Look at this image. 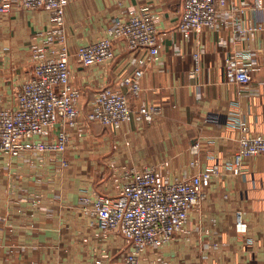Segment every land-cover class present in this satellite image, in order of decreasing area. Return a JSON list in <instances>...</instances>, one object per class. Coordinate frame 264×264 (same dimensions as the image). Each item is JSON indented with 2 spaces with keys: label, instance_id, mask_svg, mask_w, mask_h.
I'll list each match as a JSON object with an SVG mask.
<instances>
[{
  "label": "crops",
  "instance_id": "0c3cea01",
  "mask_svg": "<svg viewBox=\"0 0 264 264\" xmlns=\"http://www.w3.org/2000/svg\"><path fill=\"white\" fill-rule=\"evenodd\" d=\"M183 2L70 0L65 32L82 112L100 87L117 88L143 69L132 105L153 106L156 113L152 121L134 118L120 128L83 122L82 134L71 128L63 153L28 149L0 155V264H123L129 243L122 235L103 234L83 199L118 194L121 184L106 174L109 165L143 170L165 160L170 178L199 174L214 164L220 168L200 206L191 210L187 231L162 250L165 260L264 264V154L240 155L238 126L264 135V4L229 0L216 27L186 38L179 28ZM145 5L160 16L158 59L118 40L112 63L78 62L80 46L100 40L118 18L138 14ZM52 26L44 8L0 12V108L15 103L16 91L33 72V35ZM228 59L248 64L252 79L231 80ZM238 211L248 224L244 233L235 228ZM154 250H146L145 264Z\"/></svg>",
  "mask_w": 264,
  "mask_h": 264
},
{
  "label": "built area",
  "instance_id": "2783aa9c",
  "mask_svg": "<svg viewBox=\"0 0 264 264\" xmlns=\"http://www.w3.org/2000/svg\"><path fill=\"white\" fill-rule=\"evenodd\" d=\"M70 0H0V12L15 6L50 11L53 26L33 35L31 46L33 72L16 91L12 106L0 108V155L16 156L32 149L63 153L71 140V128L79 131L83 122H97L106 127L120 128L137 120L152 121L156 108L133 107L132 102L141 91L143 69L119 81L118 87H100L82 112L79 108L81 90L73 86L70 69L71 51L65 32V8ZM229 0H184L179 28L186 38L206 28H214L221 8ZM263 7V0H254ZM160 16L145 5L138 14L127 19L118 18L100 40L78 48L75 56L85 66L109 64L115 59V44L124 40L138 50L146 48L150 60L158 59ZM198 61V55H195ZM228 77L237 82L252 79L248 64L227 60ZM239 140L241 156L264 154V135L254 134L244 124ZM82 134L81 131L78 132ZM50 137H52L50 139ZM198 145H195V149ZM114 168L111 178L121 184L116 195L95 193L92 201L84 198L85 210L96 220L103 234L122 235L129 243L123 264H143L146 250L162 246L176 234L186 232L191 210L200 206L206 188L220 168L214 164L199 174L169 179L165 160L143 170ZM238 171V169H235ZM235 228L244 233L248 224L242 211L236 214ZM96 264H103L97 260Z\"/></svg>",
  "mask_w": 264,
  "mask_h": 264
},
{
  "label": "rangeland",
  "instance_id": "374dc122",
  "mask_svg": "<svg viewBox=\"0 0 264 264\" xmlns=\"http://www.w3.org/2000/svg\"><path fill=\"white\" fill-rule=\"evenodd\" d=\"M13 94H14V91H13ZM0 101H1V99H0ZM9 106H12V104L10 105H8V107ZM91 129H92V127L91 128H88V132H90L91 131ZM108 171H106V174L108 175V177H111V173H112V171H113V167L112 166H110L109 165V167H108ZM167 174H168V176H169V178H170V174H169V172H167ZM175 177H172V178H170L171 180L172 179H174ZM173 239V238H172ZM171 239V240H172ZM170 240V241H171ZM169 241V242H170ZM173 241V240H172ZM169 242H167V243H165L164 245H162V246H155V247H150V248H155L156 250H154V252L156 253V255H155V257L153 258V259H147V260H145V262H148L149 264H165V261L167 260H165V258H164V254H163V251H164V249H165V247L167 246V244H169ZM163 250V251H162ZM173 259H175V257L174 258H171V260L170 259H168L167 260V264H176V261H174ZM177 260V259H176ZM144 263V262H143ZM145 264V263H144Z\"/></svg>",
  "mask_w": 264,
  "mask_h": 264
}]
</instances>
